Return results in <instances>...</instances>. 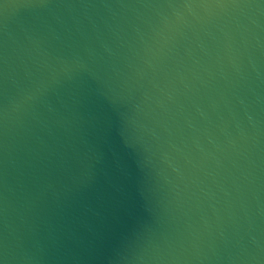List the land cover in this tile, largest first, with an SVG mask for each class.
Masks as SVG:
<instances>
[{"label":"water","instance_id":"95a60500","mask_svg":"<svg viewBox=\"0 0 264 264\" xmlns=\"http://www.w3.org/2000/svg\"><path fill=\"white\" fill-rule=\"evenodd\" d=\"M0 264H264V0H0Z\"/></svg>","mask_w":264,"mask_h":264}]
</instances>
